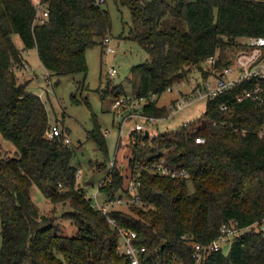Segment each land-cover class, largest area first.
I'll use <instances>...</instances> for the list:
<instances>
[{
  "label": "trees",
  "instance_id": "trees-1",
  "mask_svg": "<svg viewBox=\"0 0 264 264\" xmlns=\"http://www.w3.org/2000/svg\"><path fill=\"white\" fill-rule=\"evenodd\" d=\"M45 1L49 20L33 26L31 0H0V132L17 149V155L10 156L0 145V264H131L128 256L117 252L120 233L108 215L119 227L137 232L135 241L147 249L145 264H264V232L241 235L228 253L216 251L201 262L193 256L195 243H210L223 225L245 226L264 218V138L258 134L264 126V104L236 103V87L209 99L201 119L177 130L154 138L134 130L128 135V166L117 156L110 166L107 135L93 113L87 137L104 158L92 167L109 168L111 178L102 184L103 193L128 192L133 171L160 157L190 174L174 178L142 171L140 193L149 206L104 214L77 186V168L71 164L75 148L66 142V133L47 135L52 123L42 97L30 90L36 76L25 75V51L37 48L50 75H87V49L105 46L112 18L102 5L105 0ZM119 1L131 12L130 39L152 59L134 65L123 82L107 83L103 92L114 99L135 76L137 97L162 94L217 51L218 63L229 64L226 47L236 50L242 47L241 38L264 35V0ZM167 16L184 20L187 30L162 28ZM73 100L82 102L76 95ZM224 104H230V110H223ZM142 111L158 119L171 114L157 100L145 103ZM34 185L53 205L73 209L69 212L77 229L73 234H60L56 218L41 211L32 199Z\"/></svg>",
  "mask_w": 264,
  "mask_h": 264
},
{
  "label": "rangeland",
  "instance_id": "rangeland-1",
  "mask_svg": "<svg viewBox=\"0 0 264 264\" xmlns=\"http://www.w3.org/2000/svg\"><path fill=\"white\" fill-rule=\"evenodd\" d=\"M102 5L108 8L112 18V30L110 33L111 43L116 45V52L108 51L106 46L101 43L89 47L86 52L88 61V73H70L64 75H51L50 81L45 80V74L50 73L41 63L37 48H31L25 51L28 65L25 64V75L36 76L33 80L30 90L39 94L45 102L48 110L50 122L58 123L71 139L70 145L75 148V153L71 164L81 169V175L78 177L77 186H81L86 190L87 197L91 198V202L95 199L98 191V186L103 182L109 173V168L104 170H95L92 164L97 160L104 158L103 153L96 144L87 137V131L92 128V114L96 113L99 118V123L103 131L109 129L107 133V146L109 157L114 160L117 156V161L128 166L130 158V140L129 133L132 125L143 121V117L129 116V113H136L142 108L141 103L138 104L135 100H128L124 106L123 116L119 118L118 112L114 114L112 102L114 95L110 92H103V89L110 84H119L123 82L127 75L130 74L131 68L143 62L151 61V55L136 41L130 39L131 28L133 25L132 16L129 8L122 5L119 0H105ZM162 28L178 27L181 30H187V24L184 20L177 19L172 16H167L162 21ZM18 40L17 34L15 35ZM20 44H22L20 42ZM231 47H226L223 52L234 53ZM201 67H209L207 61H203ZM115 67L118 71L115 75L110 76L109 70ZM200 67H194L189 74H198ZM205 77L207 74H204ZM182 79V78H181ZM139 83V77L135 76L133 82H128L125 86V91L121 97L134 98L137 97L133 89V84ZM174 83L173 90L168 88L162 94H154L159 105H167L171 109V114L164 118H159L157 122L147 120L145 123L153 131H158V136L162 132L174 131L180 128L181 125L187 122H194L201 119L207 107V100L199 98L191 103L174 111L172 106L175 105L176 99L179 96L178 89L189 91V87H176ZM73 95L82 99L81 103H75ZM143 104V102H142ZM133 107V108H131ZM131 109V110H130ZM126 117L127 121L124 124V131L121 135L119 122ZM191 122V123H192ZM139 133H141L139 131ZM123 136V138H120ZM157 136V137H158ZM120 138V139H119ZM81 139V142L79 141ZM118 140L121 147L118 149ZM122 140V141H121ZM0 145L3 152L10 156L17 155V149L14 144L3 137L0 132ZM190 192L194 191V184L189 183ZM101 196V194L99 195ZM32 199L39 206L42 212L56 218L60 224V234L71 235L77 229L73 223V218L69 217V212L73 209L67 205H53L45 196L44 192L36 185L32 189ZM2 224L0 217V246L2 244ZM230 246L223 245V251L228 253Z\"/></svg>",
  "mask_w": 264,
  "mask_h": 264
},
{
  "label": "built area",
  "instance_id": "built-area-1",
  "mask_svg": "<svg viewBox=\"0 0 264 264\" xmlns=\"http://www.w3.org/2000/svg\"><path fill=\"white\" fill-rule=\"evenodd\" d=\"M35 7V16L33 20V26L44 25L48 22L50 16V9L48 3L45 0H31ZM103 2L104 0H98ZM242 47L233 51L234 56H229V64L220 65L219 51L215 55L209 56L205 61L209 63V67H200L198 74L201 73V77H197L194 74H187L182 79L177 81L176 87L187 86L189 91L185 92L182 89H178L179 96L176 99L175 105L172 106L174 111L191 103L195 99L204 98L207 101L211 98L217 97L225 91H230L237 87L236 103H242L247 100H252L260 105L264 104V35L243 37L239 40ZM104 45L110 52H116V45L111 43V37L107 36L104 39ZM117 69L112 67L109 70V75L113 76L117 73ZM204 74H207L205 77ZM51 79L50 73L45 74V80L48 82ZM168 87L169 90H173V86ZM135 100L138 104L141 103L142 107L145 103L154 101L156 99L154 94L141 97H120L115 98L112 102V109L114 114L118 112L119 118H122L124 106L128 100ZM143 102V104H142ZM133 108V107H131ZM223 110H230V104H224ZM131 110V109H130ZM135 116L143 117V121L135 123L130 127V130H137L142 133L147 130L151 137H157L158 131H153L145 123L147 120L157 122L158 118L148 116L143 113L142 108L136 113H129L126 117ZM121 119L119 122V129L122 135L124 131V124L127 119ZM187 122L186 124L191 123ZM227 123L226 121H223ZM232 124V123H231ZM236 132L246 133L247 128H234ZM65 131L58 123L51 124L47 131V135L50 138H54L63 134ZM104 133L107 135L109 129H106ZM260 137L264 138V126L258 131ZM121 136L120 138H122ZM119 138V139H120ZM67 143H71V139L66 134L65 138ZM203 140V139H201ZM120 142V141H119ZM114 160L110 162V166H113ZM142 171H149L161 175H168L174 178L177 177H189V171L183 167H173L166 164L164 157H160L158 160L147 161L138 166V169L133 171L127 180L128 192L121 194L110 195L101 191V186L105 182H111L110 175L103 180L98 186V191L95 195V200L91 204L100 209L104 214H108L109 211L128 208L132 205L148 207L149 204L144 201L140 193V186L142 181L140 175ZM76 175H81V169H77ZM86 193V191H85ZM87 194V193H86ZM101 194V196H99ZM92 199V197L90 198ZM108 222L117 227L120 233V237L117 243V252L129 257L131 264H145L144 258L147 251L145 245H141L135 241L138 234L135 230L119 227L115 219L108 215ZM249 232H264V218L261 221H255L245 226H238L236 223L226 224L221 227L220 234L214 238L210 243L202 244L195 243L193 256L198 262L203 261L212 253L223 250V245L227 244L231 246L241 235Z\"/></svg>",
  "mask_w": 264,
  "mask_h": 264
},
{
  "label": "water",
  "instance_id": "water-1",
  "mask_svg": "<svg viewBox=\"0 0 264 264\" xmlns=\"http://www.w3.org/2000/svg\"><path fill=\"white\" fill-rule=\"evenodd\" d=\"M145 135H146L147 137L150 135V133H149L148 130L145 132ZM79 141L81 142V139H79Z\"/></svg>",
  "mask_w": 264,
  "mask_h": 264
},
{
  "label": "crops",
  "instance_id": "crops-1",
  "mask_svg": "<svg viewBox=\"0 0 264 264\" xmlns=\"http://www.w3.org/2000/svg\"><path fill=\"white\" fill-rule=\"evenodd\" d=\"M27 57V56H26ZM26 65H28V60H27V62H26Z\"/></svg>",
  "mask_w": 264,
  "mask_h": 264
}]
</instances>
